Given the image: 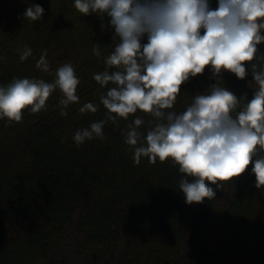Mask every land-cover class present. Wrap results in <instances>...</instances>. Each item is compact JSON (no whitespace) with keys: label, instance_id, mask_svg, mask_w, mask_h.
<instances>
[{"label":"trees","instance_id":"trees-1","mask_svg":"<svg viewBox=\"0 0 264 264\" xmlns=\"http://www.w3.org/2000/svg\"><path fill=\"white\" fill-rule=\"evenodd\" d=\"M32 4L44 9L36 22L23 18ZM209 4L215 9L218 0ZM109 25L107 16H82L74 0H0V86L13 78L51 83L69 63L80 80L79 102L67 109L56 89L45 110H25L21 122L0 119V264H264V193L241 208L240 184L232 182L212 200L187 204L179 166L147 158L137 165L124 141L122 131L137 116L146 135L155 123L149 114L138 110L118 125L108 122L103 139L77 146L74 134L106 116L99 98L112 85L102 88L93 75L113 51ZM25 45L33 54L21 61ZM258 47L264 52V44ZM44 49L47 72L36 67ZM252 79L250 68L244 80L223 72L220 84L251 99L246 82ZM213 83L210 67L190 77L172 111L186 110ZM90 102L98 111L81 113ZM173 197L175 204H167Z\"/></svg>","mask_w":264,"mask_h":264},{"label":"clouds","instance_id":"clouds-1","mask_svg":"<svg viewBox=\"0 0 264 264\" xmlns=\"http://www.w3.org/2000/svg\"><path fill=\"white\" fill-rule=\"evenodd\" d=\"M74 7L82 16L109 17L115 32L105 69L93 75L102 88L112 85L99 98L106 116L74 134L77 146L103 139L106 123L118 125L120 119L127 121L139 110L155 123L150 121L152 126L143 135L139 129L145 121L137 116L122 131L134 163L147 158L153 165L157 160L178 165L183 174L179 189L187 204L214 199L216 190L241 177L250 165L255 187L264 188V52L258 47L264 44V0H218L215 9L209 0H74ZM43 14L42 6L32 4L23 18L36 22ZM145 36L147 43L142 44ZM100 49V44L93 45L98 58ZM32 54L25 45L20 60ZM46 57L44 49L36 63L45 72L49 71ZM209 67L215 83L196 94L186 110L172 111L182 85ZM249 68L250 83L256 88L251 99L221 86L223 72L244 80ZM79 84L70 63L57 68L51 83L13 78L0 86V119L21 122L25 110H45L56 89L63 94L60 104L67 109L79 102ZM63 109L60 114L67 115ZM98 109L90 102L79 111Z\"/></svg>","mask_w":264,"mask_h":264},{"label":"rangeland","instance_id":"rangeland-1","mask_svg":"<svg viewBox=\"0 0 264 264\" xmlns=\"http://www.w3.org/2000/svg\"><path fill=\"white\" fill-rule=\"evenodd\" d=\"M230 73V72H229ZM252 82V80H248L246 82V88L251 91L254 92L256 90L254 83H250ZM233 182H238L240 185L238 186L239 188L236 191H240L241 195H242V199L241 201H239L237 204H240V207L242 208V206L244 204H246L248 199H256L258 196H260L261 192L264 193V188L261 189H257L255 187V175L252 173L251 171V165L249 166L248 170L246 171L245 174H243L241 177L236 178ZM182 193H178V195L180 196ZM175 197H173L167 204H175L174 202L176 200H173ZM182 221H179V226L180 223ZM174 229L177 228V225L173 226ZM172 234L173 231H169L168 234Z\"/></svg>","mask_w":264,"mask_h":264},{"label":"built area","instance_id":"built-area-1","mask_svg":"<svg viewBox=\"0 0 264 264\" xmlns=\"http://www.w3.org/2000/svg\"><path fill=\"white\" fill-rule=\"evenodd\" d=\"M232 74V73H231Z\"/></svg>","mask_w":264,"mask_h":264}]
</instances>
